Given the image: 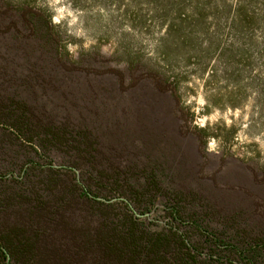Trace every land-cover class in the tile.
<instances>
[{
	"label": "rangeland",
	"instance_id": "rangeland-1",
	"mask_svg": "<svg viewBox=\"0 0 264 264\" xmlns=\"http://www.w3.org/2000/svg\"><path fill=\"white\" fill-rule=\"evenodd\" d=\"M168 1L0 0V215L25 227L31 204H61L54 223L35 219L44 233L34 244L40 264H107L80 247L87 229L104 221L118 228L127 221L133 233L170 252L159 249L138 264H264V107L256 105L252 88L236 108L207 106L208 80L210 91L220 93L227 82L221 73L211 79L214 67L180 57L170 62L161 53ZM170 51L180 54L173 46ZM255 69L249 77L257 76ZM152 76L158 85L163 78L172 83L158 102L154 97L144 104L145 92L157 83ZM156 107L165 111L166 135L181 151L167 152L148 134ZM52 123L60 133L70 123L79 127L92 153L36 144L32 133ZM93 154L96 160L87 162ZM149 155L173 160L175 188L193 186L192 196L209 200L219 215L238 211L239 237L217 246L205 226L183 214L174 219L163 196L146 208L133 180L127 183L132 196L110 190L121 182L115 172L127 168L137 175ZM247 234L259 243L245 244ZM128 239L106 230L95 238L121 260L129 256ZM5 253L0 264L12 263Z\"/></svg>",
	"mask_w": 264,
	"mask_h": 264
},
{
	"label": "trees",
	"instance_id": "trees-1",
	"mask_svg": "<svg viewBox=\"0 0 264 264\" xmlns=\"http://www.w3.org/2000/svg\"><path fill=\"white\" fill-rule=\"evenodd\" d=\"M161 19L166 28L160 38V46L162 47L161 53L166 59H169L170 62L180 61V57L181 60L186 59L189 64L193 63L196 67H214L210 75L211 79L218 81L217 78L221 73V76L226 80L227 87L224 93L210 91L211 84H208L210 83L208 80L206 84L208 87L205 88L208 107L236 108L242 104L246 90L252 88L256 95V105L263 109L264 77L261 74L264 73V0H173L171 4L169 0L161 14ZM36 32H38V28H36ZM172 46L176 51H180V54L177 52L172 55L170 51ZM255 68L258 71L257 76L249 77L252 70H256ZM152 77V80L156 79L157 83L154 82L153 91L149 88L148 92H145L144 104L147 102V98L151 100L155 97L158 102L160 99L158 93H161L172 83L169 78H165L166 80L163 78L164 83L160 80V85H158L159 79L156 76ZM21 106V110L26 112L27 109H23V104ZM150 112L152 127L147 130L148 134L157 136L163 143V149H166L167 152L178 151L180 143L172 141L166 135L165 111L161 107H156ZM30 124L31 120L28 125ZM64 129V132L60 133L59 127L52 123L37 128L31 138H34L36 144L41 147L49 144L51 146L60 145L66 150L76 149L79 153H92L93 149H89V146L83 144L84 134L79 127L70 123V126L66 125ZM19 130L22 131V129ZM88 156L90 159L87 162L96 160L94 154ZM167 158L164 155L155 157L149 155L147 163L137 175L136 173L130 174L127 168L115 172L117 181L121 182L115 183L116 188L110 190L132 196L133 193L129 190L127 183L129 179L133 180V182L135 181L134 185L137 186L136 191H139L138 194L146 196L143 199L146 208L153 205L158 196H163L170 204L168 207L174 219H179L178 217H182L181 214H183L184 217L193 219L192 222L198 228L205 226L203 232L213 233V241L217 246L225 244L226 237L229 241L239 237L240 232L237 228L242 223L238 215L239 212L236 211L233 215H219L209 200L192 196V193L195 194L196 191L193 186L175 188L172 179L178 171H175L174 166H171L173 160L170 161ZM186 174L193 176L195 173L188 171ZM136 179L140 180L139 183L143 182L141 186L136 182ZM236 189L239 190V188ZM3 201L0 199V211L5 205ZM60 207L61 204L49 203L45 207L31 204L32 212L30 214L32 216L25 227L4 222L0 215V254L2 259H5L6 251L12 260L10 264H40L36 259L38 251L34 244L36 237L44 233L43 227L39 226L36 220L42 219L45 224L54 223L57 218L56 211ZM45 208L46 212L36 214L33 212ZM215 223L235 230L229 234L226 230L213 232L214 228L211 227L208 231V226ZM105 230L129 237L130 250L126 259L121 260L110 256L96 243L95 238ZM261 238L263 239V237ZM29 241H33V244ZM257 241L260 240L251 234L245 235V244L250 245L252 242L258 244ZM160 244H157L152 237L138 236L133 233L132 225H129L127 221H122L120 228L109 227L104 221L95 230L87 229L84 241H80L81 249H87L105 257L107 264H117L111 260H117L120 262L119 264H138L141 256L147 258L149 255H156L159 252ZM183 246L186 245L183 244ZM251 249L253 250V247ZM160 250L163 254L169 255L168 253H170L165 248ZM161 261H163L161 264H164V260Z\"/></svg>",
	"mask_w": 264,
	"mask_h": 264
}]
</instances>
